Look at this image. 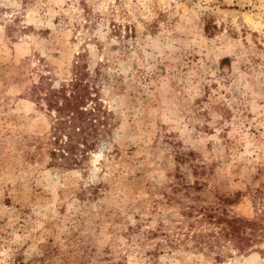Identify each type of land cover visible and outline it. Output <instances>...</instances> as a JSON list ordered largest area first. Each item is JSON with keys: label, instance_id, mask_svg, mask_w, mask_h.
Returning <instances> with one entry per match:
<instances>
[{"label": "rangeland", "instance_id": "374dc122", "mask_svg": "<svg viewBox=\"0 0 264 264\" xmlns=\"http://www.w3.org/2000/svg\"><path fill=\"white\" fill-rule=\"evenodd\" d=\"M76 76L65 168L37 94ZM0 264H264V0H0Z\"/></svg>", "mask_w": 264, "mask_h": 264}, {"label": "trees", "instance_id": "16d2710c", "mask_svg": "<svg viewBox=\"0 0 264 264\" xmlns=\"http://www.w3.org/2000/svg\"><path fill=\"white\" fill-rule=\"evenodd\" d=\"M42 89L44 86L39 83L33 90L37 93ZM37 97L45 100L48 110L55 112L51 118L53 147L50 156L55 161L59 159V163L65 168L79 166L99 140L100 125L103 122L98 115L100 112L104 113L101 106L77 76L69 83V87L45 88L44 96L37 94ZM89 102H93V105L88 106Z\"/></svg>", "mask_w": 264, "mask_h": 264}]
</instances>
